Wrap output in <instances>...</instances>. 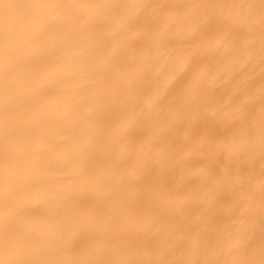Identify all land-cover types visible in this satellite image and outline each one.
<instances>
[{"label": "bare ground", "instance_id": "bare-ground-1", "mask_svg": "<svg viewBox=\"0 0 264 264\" xmlns=\"http://www.w3.org/2000/svg\"><path fill=\"white\" fill-rule=\"evenodd\" d=\"M6 2L0 260L258 264L261 0Z\"/></svg>", "mask_w": 264, "mask_h": 264}, {"label": "snow or ice", "instance_id": "snow-or-ice-1", "mask_svg": "<svg viewBox=\"0 0 264 264\" xmlns=\"http://www.w3.org/2000/svg\"><path fill=\"white\" fill-rule=\"evenodd\" d=\"M21 5L6 2V0H0V10H3V18L5 22V26L10 28V18L12 10ZM79 7H92V5H79ZM111 9L116 12H119L122 5H108ZM261 24L262 29H264V0H261ZM262 48H264V44H262ZM262 68H264V64H262ZM10 87V85H9ZM14 113L12 109V96L10 93H7L3 101L0 102V136L3 137L5 142L6 149L11 142V137L14 131ZM251 136V132L249 133ZM260 142L262 150H264V109H262L261 113V129H260ZM9 157L11 156V152L9 151ZM16 246V241L13 236L12 227L10 223L9 217L6 215L0 220V249H2L6 254H11L13 249ZM0 264H49V262L42 261H22V260H0ZM77 264H143V262H112V261H81L77 262ZM184 264H219V262H184ZM226 264H257L256 261L251 260H238V261H229ZM258 264H264V246H262V258L258 262Z\"/></svg>", "mask_w": 264, "mask_h": 264}]
</instances>
